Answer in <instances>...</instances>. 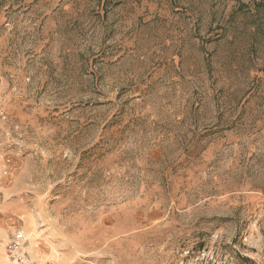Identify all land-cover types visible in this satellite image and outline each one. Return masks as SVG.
<instances>
[{
  "label": "rangeland",
  "instance_id": "1",
  "mask_svg": "<svg viewBox=\"0 0 264 264\" xmlns=\"http://www.w3.org/2000/svg\"><path fill=\"white\" fill-rule=\"evenodd\" d=\"M264 264V0H0V264Z\"/></svg>",
  "mask_w": 264,
  "mask_h": 264
},
{
  "label": "built area",
  "instance_id": "2",
  "mask_svg": "<svg viewBox=\"0 0 264 264\" xmlns=\"http://www.w3.org/2000/svg\"><path fill=\"white\" fill-rule=\"evenodd\" d=\"M26 241V234L23 231L22 233L15 234L14 239L8 245V250L11 256L17 258L22 264L28 263V258L23 254V248Z\"/></svg>",
  "mask_w": 264,
  "mask_h": 264
}]
</instances>
